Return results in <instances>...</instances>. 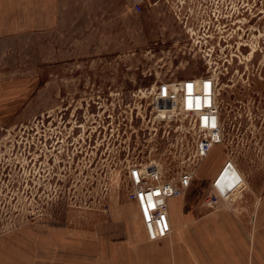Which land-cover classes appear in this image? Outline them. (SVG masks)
Listing matches in <instances>:
<instances>
[{"label":"rangeland","instance_id":"1","mask_svg":"<svg viewBox=\"0 0 264 264\" xmlns=\"http://www.w3.org/2000/svg\"><path fill=\"white\" fill-rule=\"evenodd\" d=\"M111 2L6 0L0 12V264H154L128 199L136 164L192 170L188 211L262 198L264 0ZM206 75L223 140L197 159L189 116L155 91ZM228 162L222 185L242 186L211 205Z\"/></svg>","mask_w":264,"mask_h":264},{"label":"crops","instance_id":"2","mask_svg":"<svg viewBox=\"0 0 264 264\" xmlns=\"http://www.w3.org/2000/svg\"><path fill=\"white\" fill-rule=\"evenodd\" d=\"M105 1L115 8L111 0ZM5 2L0 0L1 13L6 10ZM36 2L40 3V11L58 10L59 0ZM185 193L169 200L171 238L151 242L154 264L161 256L168 258L163 264H264V193L260 200L244 196L229 204L219 202L212 208L200 200L189 211Z\"/></svg>","mask_w":264,"mask_h":264},{"label":"built area","instance_id":"3","mask_svg":"<svg viewBox=\"0 0 264 264\" xmlns=\"http://www.w3.org/2000/svg\"><path fill=\"white\" fill-rule=\"evenodd\" d=\"M131 3L133 10L139 13L144 8L145 0H131ZM216 86L213 76L206 75L161 83L155 91L156 102L163 111L177 109L179 113L189 116L195 134L194 151L197 159L205 158L223 140ZM227 164L232 167V162ZM128 176V199L136 203L148 237L152 240L169 237L172 233L169 200L187 190L195 177L194 172L185 170L169 178L159 163H150L133 165ZM215 183L217 193L208 200L211 205L217 204L220 198L228 199L237 189L234 187L224 194Z\"/></svg>","mask_w":264,"mask_h":264},{"label":"water","instance_id":"4","mask_svg":"<svg viewBox=\"0 0 264 264\" xmlns=\"http://www.w3.org/2000/svg\"><path fill=\"white\" fill-rule=\"evenodd\" d=\"M227 167H229V168H231V165H229V164H227L226 166H225V168H227ZM225 168L223 169V171L221 172V174H220V176L218 177V179L216 180V186L219 188V190L222 192V193H227L229 190H231L233 187H234V184L231 186V187H225V186H223L222 185V183H221V178H222V176H223V174L225 173ZM238 185H237V188H240L241 186H242V183L240 182V181H238V183H237Z\"/></svg>","mask_w":264,"mask_h":264}]
</instances>
